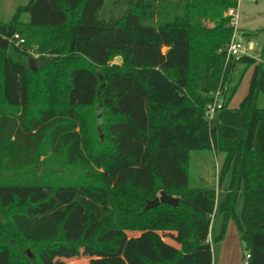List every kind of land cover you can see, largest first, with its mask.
<instances>
[{"label": "trees", "instance_id": "obj_1", "mask_svg": "<svg viewBox=\"0 0 264 264\" xmlns=\"http://www.w3.org/2000/svg\"><path fill=\"white\" fill-rule=\"evenodd\" d=\"M231 6L28 0L0 19V264H30L26 247L36 264L61 249L89 264H213L210 225L226 179L216 239L233 219L248 264H264V29L246 32L262 33L257 58L228 56ZM31 50L51 57L36 71ZM250 67L247 93L230 107ZM200 150L224 154L217 186L190 183ZM162 190L177 206L147 209Z\"/></svg>", "mask_w": 264, "mask_h": 264}, {"label": "rangeland", "instance_id": "obj_2", "mask_svg": "<svg viewBox=\"0 0 264 264\" xmlns=\"http://www.w3.org/2000/svg\"><path fill=\"white\" fill-rule=\"evenodd\" d=\"M27 1L28 0H0V19H10L16 7L19 4L27 3ZM235 8L237 11L235 19L238 22L237 33L242 36L243 41L246 45L252 44V48L248 49L246 51V54L257 58L261 49L262 33L257 32L255 34H246V32H256L259 29H264V0H237V6ZM228 9L224 11L223 16L230 17L227 14ZM228 25L232 26L231 19ZM41 34L42 33H40V35ZM50 58L51 57L46 52L44 53L40 50H31L28 62L29 67L32 70L36 71L40 67L44 66ZM119 61V57H115L112 60V63H118ZM244 67V65L237 66V69L234 73V78L230 86H233L239 79ZM251 70L252 69L250 67L246 69V71H244V73L242 74L238 87L233 93V96L230 100V107L238 106L242 98L247 93ZM217 94L218 92L214 95V101L216 98H218L219 101L221 97L220 94ZM261 101H264L263 98H261ZM223 157L224 154L218 153L216 151H192L190 156L189 170L191 185L217 186L219 169L221 167ZM227 184L228 179L225 180L221 188L217 189L216 214L213 215L210 225V241L214 257V264H243L242 257L244 254H246L245 246L244 243L240 240L239 232L233 219L228 220L225 237L220 241L216 239V236L219 234L220 225L222 222V215L219 214L217 205L225 194L224 188L227 186ZM73 194V191L68 189L63 190L59 193L58 196L61 200L62 205L64 206V209H68L71 207ZM25 197L26 193L23 195V198ZM242 203L243 193L241 192L236 204V211L238 213L241 212ZM62 214L63 213H57L56 217L59 218ZM161 235L165 240L171 243H176L177 241L176 233L161 232ZM24 254L29 257L30 264H36V251L33 247H26L24 250ZM44 261L45 264H89V259L87 257H84L82 255H75L71 251L65 249L54 252L46 251L44 253Z\"/></svg>", "mask_w": 264, "mask_h": 264}, {"label": "built area", "instance_id": "obj_3", "mask_svg": "<svg viewBox=\"0 0 264 264\" xmlns=\"http://www.w3.org/2000/svg\"><path fill=\"white\" fill-rule=\"evenodd\" d=\"M239 1V0H238ZM236 7V6H235ZM235 7H231L228 9L227 14L231 17V24L234 27V33L231 38L230 43L227 47V54L228 56H236L240 57L243 54H246V51L248 49L252 48V44L246 45L243 41L242 36L237 33V26L238 22L235 19V16L237 15V11ZM219 94V92H218ZM217 94V95H218ZM221 107L220 100L218 101V98L215 99L213 103H209L206 107V114L208 117L212 118L217 110V108ZM250 254L246 253L243 257V264H248V258Z\"/></svg>", "mask_w": 264, "mask_h": 264}, {"label": "water", "instance_id": "obj_4", "mask_svg": "<svg viewBox=\"0 0 264 264\" xmlns=\"http://www.w3.org/2000/svg\"><path fill=\"white\" fill-rule=\"evenodd\" d=\"M120 59V58H119ZM160 203L170 204L172 206H177L178 198L168 195L165 191H161L160 195L152 200H148L146 203V208H152L157 206Z\"/></svg>", "mask_w": 264, "mask_h": 264}, {"label": "crops", "instance_id": "obj_5", "mask_svg": "<svg viewBox=\"0 0 264 264\" xmlns=\"http://www.w3.org/2000/svg\"><path fill=\"white\" fill-rule=\"evenodd\" d=\"M209 241H210V235H209ZM213 264H214V257H213Z\"/></svg>", "mask_w": 264, "mask_h": 264}]
</instances>
